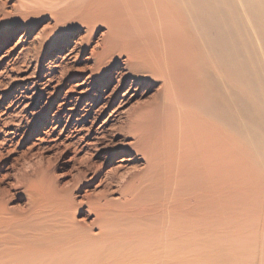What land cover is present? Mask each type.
I'll list each match as a JSON object with an SVG mask.
<instances>
[{"label":"rangeland","instance_id":"rangeland-1","mask_svg":"<svg viewBox=\"0 0 264 264\" xmlns=\"http://www.w3.org/2000/svg\"><path fill=\"white\" fill-rule=\"evenodd\" d=\"M148 1L145 5L152 4V7L150 6L152 9L143 8L144 4L141 3H145L144 0H0V229L7 228L8 231L4 230L2 234L4 237L12 238L16 230L19 234L24 231L29 232L34 225L41 223L39 221L43 218L42 222L63 217L69 224L87 232L91 238L88 240L90 248L66 253L60 263L49 257L46 259V264H71L79 256L90 252L92 248L97 250L102 245L109 244L108 239L98 235L103 227L100 226L91 206L93 203L102 204L105 200L121 201L123 190L146 168L145 157L135 147L136 139L131 132L130 120L135 117L137 111L151 105H156L157 108H153L149 114L156 112L159 116L167 117L169 113L163 110V104L174 102H169L163 95L165 92L163 86L167 82L164 77H151L144 71L135 76L129 71L132 66L135 68L138 66L134 64L135 58L130 57L122 48L115 50L108 61L99 63L102 43L111 30V23L115 29H118V33L122 35L124 33L123 37L120 35L123 42L132 40L135 42V39L141 41L137 38L139 34L143 36L139 35V38L142 37L145 41L147 34L153 32L152 27L150 31L147 25L153 24L152 26L158 29L163 24L161 28H166H162V36L165 35L164 33L174 36L177 29L178 32L180 29L181 40L184 41L185 38L186 44L181 42L177 46L176 50L179 48L180 53L178 50V54H175V49L173 52L178 56L177 61L181 60L182 64L173 62L176 61V56L172 52L170 58L173 63L170 62L175 63L172 70L175 68L179 71V77L183 80L181 81L184 82L187 90L189 89V100L199 101L202 98L201 101H237V98H240L238 94L242 95H240L241 99L247 98L245 101L262 99L256 92L237 83L240 78L235 80L229 76L230 73L223 64H235L237 60L244 63L248 59L246 52L251 51L252 46L251 43L249 44L250 36L246 33L244 36L242 32L241 41H243L239 43L238 32L235 34L238 26L228 23V27L224 16L219 14L221 16H219L221 30H219V41L221 39L223 43L225 42L226 51H230L232 45L234 48L227 52L225 58L221 55L222 57L217 59L212 53L209 58L201 57L198 52L200 48H195L196 45L193 46L192 41V43L187 41L189 37L186 34L182 36L185 32L182 31L181 25H176L179 28L174 30L176 26L172 22L161 19L164 11L158 0ZM153 3L156 8L158 6L157 11L161 13L156 14ZM115 10H118L116 14L121 15L117 16ZM142 13H147L150 17L155 13L161 17L159 16L160 20H158L159 17L153 14L151 17L153 22L150 25V21L146 22L149 17L145 18ZM140 17H143L145 23H141L143 21ZM221 18L225 24H220ZM156 20L161 21L159 25ZM230 20L234 21L235 18H229ZM135 21L139 26L145 24L146 26L142 25V29L148 33L141 32L142 29ZM134 23L141 30L135 29ZM118 25L119 28H116ZM224 28L228 29L226 30L228 34L222 31L225 30ZM229 28L235 31L230 33ZM158 32L157 35L160 37L161 31ZM156 33H154L155 37H157ZM177 34L174 38L178 37L180 40ZM209 34L212 36V33ZM226 34L230 36L226 38ZM151 35L148 37H152ZM230 37L229 42L237 39L238 43L235 41L230 44L228 42ZM131 38L133 39L128 40ZM187 49L192 52V54L190 52L192 58L189 57ZM206 50L209 52V49ZM134 52L142 58L147 57V50L142 41ZM214 62L216 65L222 63V67L216 66ZM193 63L195 70L191 67ZM207 63L210 65L208 68ZM171 64L166 65L172 66ZM176 65L182 67L178 70ZM165 70L167 72V69ZM246 72L238 67L236 74L242 79L247 75ZM209 75H212L211 78ZM226 76L231 77V80L229 78L231 84ZM219 77H223L224 84L220 85ZM230 85L235 89L236 87L242 89L235 90ZM177 89L173 91L174 94L180 92ZM233 90L235 91L232 92ZM211 91L218 94H213ZM220 91L228 96L222 95L221 92L219 98ZM177 94L176 101L178 99L181 101ZM234 95H237L236 98ZM175 96L171 98L175 100ZM236 116L234 114V117ZM222 125L219 122V132ZM232 142L234 139L229 143ZM255 158L258 180L252 189L253 194H256L264 182V144L261 145L258 154H255ZM112 211L115 212L116 209ZM240 215L238 216L240 220L237 221H219V228L217 231L214 230L216 235H211L214 238L208 236V233L215 234L213 231H208L202 237L199 242L201 245H198L201 249L193 244L192 248L184 246L185 241L182 240L178 242L181 243L178 246H175L177 243L173 244L177 247L175 251L180 256H187L191 264H264V216L257 217L249 211L240 212ZM118 223L119 220L109 218L106 226L110 230H122L120 231L122 234L116 237L119 241L118 246L114 247L115 251H119L118 256L122 257L116 256L117 259L110 257L105 260L100 258L103 264L120 262H122L120 264H137L134 261L158 255L159 252L154 249L160 247L159 244L169 242L168 239L176 241L179 234L172 233L175 234L172 237V234L165 232L164 229L159 230L160 232H146L142 228L127 230ZM12 229L15 231L12 232ZM125 230L127 235L124 234ZM122 235L125 237L121 238ZM179 236L182 237L180 234ZM187 240L186 244L189 245V241L193 238L191 237L188 243ZM149 251L150 253H147ZM3 256L6 257L2 255L0 264H31L16 256L13 258ZM100 261L97 258L93 264Z\"/></svg>","mask_w":264,"mask_h":264},{"label":"bare ground","instance_id":"bare-ground-1","mask_svg":"<svg viewBox=\"0 0 264 264\" xmlns=\"http://www.w3.org/2000/svg\"><path fill=\"white\" fill-rule=\"evenodd\" d=\"M147 1L144 0L145 3L141 4H147ZM152 1L153 0L150 2ZM155 1L157 2V0ZM158 2L164 11L163 18L161 19L168 20L175 26L181 25L183 28H181L182 31L185 32L182 36L184 37V34H186L189 37L187 41H192L194 43L192 45H196L195 48H200V50H198L200 54H198L201 57L209 58L212 53V56L217 59H220L222 56L225 58L227 52L232 50L233 45L230 47V51H226L225 42L223 43L221 39L219 41L220 15L224 16L223 18L227 21V24L231 23L232 25L235 24L233 26H238L237 31L231 30L232 28H229V31L230 33L235 31V34L238 32L237 36H239V43H242L243 40L241 41V39L244 33L250 36L248 37L250 41H248L252 46L250 47L251 51L246 52L248 59L244 61V63L241 60H237L235 64H223L230 73L229 76L235 80L240 78L237 80V83H241L251 91L256 92L262 99L259 97L261 101H245L247 98L243 97L244 99H241L242 95L240 94V96L238 94L240 98H237V101H201L202 98L200 99L198 97L199 95L197 96L198 99H200L199 101L189 100V89L187 90L184 82H182V77H179V71H176L175 68L172 70L175 63L171 64L172 59L170 58V53L172 52L174 54V49L176 50L181 42L186 41L185 38H183L184 41L181 40L180 29L179 32L177 29L179 27L176 26L174 30L177 29V33L179 34H176L180 37V40L178 37L177 39L174 38L176 34L171 36L170 34L166 35V33H164L165 35L162 36V28L164 29L166 27L161 28L162 24L159 27L161 30L156 27V30H154L155 28L151 23L153 22L151 17H153L155 13L151 14V17L147 15V13H142L141 15H145V18H147V16L149 17V19L147 18L148 20L144 18L147 20L146 22L150 21L149 24H152H150L151 26L142 25L149 27L150 31L152 27L153 32L155 31L154 33H156V31H161V36L159 37V35H157L159 34L158 32L156 33L157 37H155L153 32H149V34L148 31L143 30V26H139V20L136 19L138 22L135 21V23L137 22V25L142 30L139 29L135 23L134 25L136 28H134L141 30V32L146 31L148 33H146L147 36L143 34L146 36L145 41L142 40L143 36L141 34L139 35L142 37L139 38V35L137 37L139 40L141 39L142 44L145 45V49L147 50V57L142 58L141 55L134 52L135 48L141 44V41H137V39L134 38L135 42H133V38H131L128 39L132 40L131 42H123L120 35L123 37L124 33L123 35L122 33H118V29H115L112 25L113 23L110 22L111 30L108 36L103 40V49L98 59L99 63L103 64L108 61L115 50L122 48L130 57L135 58L136 62L134 64L138 66L137 68L132 66L129 71L135 76L141 74V71H144L151 77H164L167 82H165L163 86L165 87V90L163 89L165 91L163 95L169 102H174L166 105L163 104V110L169 113L167 117L166 115L159 116L156 112L149 114V112L153 111V108H157L156 105L145 107L137 111L134 118L130 117L132 119L130 120L131 132L135 135L136 139L135 147L145 157L146 168L134 178V182L130 183L123 190L121 201L114 202L105 200L102 204L93 203L91 208L97 215L98 222L101 224L100 226L103 227V230H99V232H101L98 233V235L101 238L108 239L109 244H104L97 250L92 248L90 252L88 251L85 255L79 256V258L71 264H93L97 261V258L100 261V258H104L101 260H105L110 257L115 258L119 255V251H115L114 247L116 248V246H118L117 244L119 241L117 235H120L122 230L108 229L106 221L109 218L119 220L121 227L127 230L130 228H142L146 232H160L159 230L164 229L165 232L167 231L169 234L179 233L183 237V239H181L182 237L178 234L180 240H178L177 237V240L174 241V239H171V236L173 237L175 234H172L169 237L171 241L168 239L169 242L159 244L161 246L154 249L162 256H159V254L152 255L140 261L136 260L134 263L171 264L176 262L179 264H191L192 262L188 260L189 258L187 256H180L177 254V251H175L177 248L175 246L181 244L178 242H182L183 240V242L185 241L184 246L189 248L195 246L201 249L198 245H201L199 242H201L202 237L205 236L208 231H213L215 233L219 228V221L229 222L240 220V217H238L240 212L248 211L254 213L257 217H261V215L264 216V182L262 187H259L256 194L252 192L253 187L256 185L255 182L258 180V168L256 166L257 160L255 154H258L261 145L264 144V134H261L264 133V0H158ZM144 5L143 8L147 7V9H150L152 7V4H150L151 7L149 5ZM153 6L156 9H153L154 11L159 10L158 6L156 8L154 3ZM117 11L115 10L114 13L116 14ZM145 11L147 12V10ZM148 12L150 11L148 10ZM158 12L159 11H157L156 14ZM116 15L118 16L121 14L117 13ZM155 15L154 17L158 16ZM113 16L115 15L113 14ZM160 17L158 20H160ZM233 17L235 20L229 21V18L233 19ZM142 18L140 17L141 20ZM158 20L156 21L159 25L161 21L158 22ZM221 22L222 18L220 24H225ZM123 23L121 26L124 25ZM141 23L145 22L143 21ZM119 26L120 25L116 28H119ZM149 29L147 28V30ZM221 29L223 28L221 27ZM224 29L225 30H222L224 32L228 30L226 28ZM242 32L243 34L241 36ZM209 33H212V36H210ZM227 34L225 35L226 38L230 36ZM148 35L152 37H148ZM221 35H223V33H221ZM232 36L234 37V35ZM229 39H231V37L228 38V42ZM236 40L234 39V42ZM238 41H236V43H238ZM232 42L229 43L231 44ZM184 43L186 44V42ZM181 49H183V47H181ZM206 49H209V52H207ZM178 50L175 51V54H178ZM183 50L185 51V49ZM187 50V52H189L188 54H190L191 51L189 49ZM192 51L194 52V50ZM191 54L189 57L192 58ZM193 54V60H195V53ZM251 55L253 58H251ZM175 56L176 61L173 62L177 63L178 56ZM179 61L178 63L182 64L181 60ZM194 63H197V59ZM194 63L191 67L195 70ZM208 63L207 68L209 65ZM166 64H171L172 66H167ZM221 64L215 65L221 66ZM201 66L202 65H200V68ZM180 67L182 66L180 65ZM180 67L176 65L178 70ZM238 67L247 71V75L244 77L246 79L243 77L241 79V77L236 74L238 73ZM164 68L167 69V72H165L166 70ZM192 68L191 70H193ZM217 75L219 76V74H216V76ZM211 76L212 75H209L210 78ZM231 77H227L228 80H225L229 81ZM214 78L213 80H215ZM205 80L206 79H204V81ZM218 80L220 85L224 84L223 77H219ZM233 83L234 82H232V84ZM207 87L205 88L207 89ZM237 88L239 89V87H236V89ZM176 89L181 93L179 97V93L175 92L176 94L178 93L177 97L180 98L181 101L178 98V101H176V94L173 92ZM217 89L218 88L215 90L217 91ZM200 91L201 90H199V92ZM202 91L205 92V90ZM221 92L222 91L219 92V98H221ZM212 93L214 94L215 92ZM245 93L244 96H246ZM173 94L175 100L172 99L174 98ZM215 94H218V92ZM221 94L225 95L223 92ZM225 96L228 95L226 94ZM235 96L237 95H234V97ZM234 114L237 116L234 117ZM238 116L241 118L238 119ZM219 119L221 121H219ZM219 122L223 124L220 129L222 135L219 132ZM229 139H231V141L234 139V142L229 143L231 142ZM112 209H116V211L113 212ZM43 219L39 221L41 223L34 225L29 232L24 231L19 234L17 230L15 231L12 229V232L15 231L12 238L4 237L2 234L7 228L0 229V259H3L2 255L6 256H3L4 258H13L16 256L29 261L31 264H46V259L51 257L55 259L57 263H60L66 253L90 248L88 240L91 238L89 234L78 229V226L66 222L67 219L63 217L54 218L50 221L45 219L46 221L42 222ZM8 229H10V227H8ZM127 230H125L126 232L124 231L125 233L123 232L125 235H127ZM162 232L164 231H161V233ZM209 234L210 233H208V236L216 235V233ZM125 235H122L121 238L125 237ZM184 237L186 240L192 237V241L195 243L197 240V242L194 244L188 239L187 243L189 241V246L186 244ZM194 237L196 240H194ZM211 237L214 238V236ZM175 243L177 244L174 246L173 244ZM147 253H150V251ZM140 255L141 254H139V256ZM93 257L96 258V260L94 258L95 262L92 259ZM118 257H116V259ZM98 263L103 264L101 261Z\"/></svg>","mask_w":264,"mask_h":264}]
</instances>
